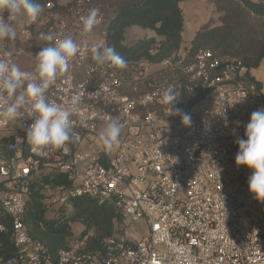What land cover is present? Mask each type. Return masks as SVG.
Instances as JSON below:
<instances>
[{
    "label": "built area",
    "instance_id": "2783aa9c",
    "mask_svg": "<svg viewBox=\"0 0 264 264\" xmlns=\"http://www.w3.org/2000/svg\"><path fill=\"white\" fill-rule=\"evenodd\" d=\"M55 8L49 1L36 21L18 16L10 21L16 38L0 40V59L34 73L36 67L17 63L20 56L36 57L40 48L55 43L40 34L71 35L79 50L47 98L67 106L73 95L82 97L71 117L74 140L67 154L55 148L43 156L31 148L26 152L32 120L26 114L0 118V138H7L9 150L0 159V214L11 221L14 245L12 254L0 253V264H264V202L248 189L252 170L235 164L234 142L245 138L251 113L264 108L263 80L262 87L259 78L247 80L250 69L241 60L209 48L198 49L189 62L172 56L127 63L124 69L99 65L92 49L107 47L102 7L93 0H70L67 12ZM93 9L96 24L85 33L83 18ZM2 15L7 21L9 13ZM169 85L178 99L174 108L191 115V126L168 114L171 107L162 102V93ZM113 120L121 125L120 143L106 152L99 132ZM42 165L70 182L58 188V210L76 198L111 202L119 210L122 219L103 248H88L89 235L82 230L58 250L31 236L25 215ZM138 222L147 229L140 238L134 237L137 229L127 231ZM6 229L0 220V230Z\"/></svg>",
    "mask_w": 264,
    "mask_h": 264
},
{
    "label": "trees",
    "instance_id": "16d2710c",
    "mask_svg": "<svg viewBox=\"0 0 264 264\" xmlns=\"http://www.w3.org/2000/svg\"><path fill=\"white\" fill-rule=\"evenodd\" d=\"M49 1H54L56 10L67 12L68 5L61 0H36L43 10ZM105 13V42L113 47L126 63L147 59L152 62L175 56L189 62L200 48H209L217 56L241 60L250 71L247 80H256V71L264 61V0H216L222 12L219 26L202 29L185 45L183 30L185 16L182 3L188 0H115V7L107 16L105 2H97ZM70 2V1H69ZM130 27L153 30V36H144L136 43H126V32ZM185 45V46H184ZM41 50V48H40ZM262 87L261 79L257 81ZM192 96L191 99H197ZM5 143V144H4ZM7 138L0 140V151L9 154ZM31 148L27 139L26 152ZM67 177L54 170L44 171L31 183L26 225L31 236L50 245L54 250L65 247L73 234L72 225L79 224L83 234L89 235L88 248H103V240L113 236L121 213L111 202L99 204L91 198H76L64 205L56 216L47 217L46 191L51 188L69 186ZM7 229L0 230V253L10 255L14 245L10 238L11 221L0 214Z\"/></svg>",
    "mask_w": 264,
    "mask_h": 264
},
{
    "label": "clouds",
    "instance_id": "9594fccd",
    "mask_svg": "<svg viewBox=\"0 0 264 264\" xmlns=\"http://www.w3.org/2000/svg\"><path fill=\"white\" fill-rule=\"evenodd\" d=\"M9 13L7 21L3 18L4 11ZM43 7L36 0H0V40L15 39L16 29L10 21L19 15L36 21ZM98 10L93 9L83 18L85 33L92 31L96 24ZM44 41H55L42 47L36 54L35 72L21 70L10 59H0V118L16 120L25 114L32 120L26 129V138L34 154L43 156L45 149L55 148L67 154V145L74 140L71 117L79 112L81 95H73L67 106L49 101L47 90L57 78L69 68L71 59L77 54L79 45L71 35L57 39L54 33L40 34ZM93 60L99 65L109 64L119 69L127 67L125 59L113 47L93 48ZM177 95L173 86L169 85L162 93V102L171 107L169 115L181 117V123L188 127L192 124L189 113L174 108ZM30 110L22 112L25 105ZM226 120V116H225ZM121 125L117 121H109L99 132V141L106 152H110L120 143ZM245 138H237L238 145L235 164L251 169L248 177V189L258 201L264 202V108L251 113L245 125Z\"/></svg>",
    "mask_w": 264,
    "mask_h": 264
},
{
    "label": "rangeland",
    "instance_id": "374dc122",
    "mask_svg": "<svg viewBox=\"0 0 264 264\" xmlns=\"http://www.w3.org/2000/svg\"><path fill=\"white\" fill-rule=\"evenodd\" d=\"M70 0H61L62 5L69 4ZM97 2H101L103 0H96ZM115 0H104L105 2V12L107 16L112 12L115 7ZM182 8L185 16V27L183 30V37L186 40L185 45H189L188 39L191 36V32L194 29L197 33L202 29H208L212 27L219 26L222 23V12L218 9L216 4V0H188L182 3ZM23 16V15H19ZM100 30H94L93 33L95 36H98ZM141 33H137L135 35L129 36L130 42H135L139 39V37H143ZM146 36V35H145ZM184 45V46H185ZM264 61L256 71L257 77L264 82ZM51 168H45L44 171H50ZM59 190L56 188H51L46 191V202L49 205L47 217L51 218L54 214V211H58L60 207L59 201ZM138 231V234H135L134 237L140 238L141 236L147 234V229L145 225L141 222L131 224L128 228V234H132L135 230ZM82 227L79 224H74L72 227L73 234L68 239V244L72 242L74 236L77 232H80ZM158 249H164L163 246H157Z\"/></svg>",
    "mask_w": 264,
    "mask_h": 264
},
{
    "label": "crops",
    "instance_id": "0c3cea01",
    "mask_svg": "<svg viewBox=\"0 0 264 264\" xmlns=\"http://www.w3.org/2000/svg\"><path fill=\"white\" fill-rule=\"evenodd\" d=\"M137 33H141L142 35H146V36H153L155 35L156 33L153 31V30H150V29H143V28H140V27H130L127 29V32H126V43L129 44V45H132L134 43H136L140 38L142 37H139V39L135 42H130L129 41V36L131 35H135ZM196 32L195 30L193 29L192 32H191V36L190 38L188 39V41H190L194 36H195ZM143 36V37H144ZM184 38V37H183ZM184 41H186L184 39ZM31 52V51H30ZM21 68L23 69H28V68H31V67H36V64H37V59L36 57L33 55V54H28V55H23V56H20L18 58V63H17ZM264 73V72H263ZM257 75V74H256ZM3 138H0V140H2ZM5 144V143H4ZM6 156L4 153H1L0 151V159L2 157Z\"/></svg>",
    "mask_w": 264,
    "mask_h": 264
}]
</instances>
